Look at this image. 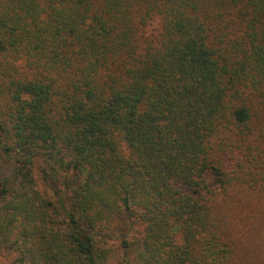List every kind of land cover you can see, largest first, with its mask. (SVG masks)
<instances>
[{
  "label": "trees",
  "instance_id": "trees-1",
  "mask_svg": "<svg viewBox=\"0 0 264 264\" xmlns=\"http://www.w3.org/2000/svg\"><path fill=\"white\" fill-rule=\"evenodd\" d=\"M208 171L264 190V0H0V264H238Z\"/></svg>",
  "mask_w": 264,
  "mask_h": 264
},
{
  "label": "rangeland",
  "instance_id": "rangeland-1",
  "mask_svg": "<svg viewBox=\"0 0 264 264\" xmlns=\"http://www.w3.org/2000/svg\"><path fill=\"white\" fill-rule=\"evenodd\" d=\"M137 35L141 47L145 39L160 30V18L155 16ZM40 177V173L37 172ZM208 188L214 193V208L224 218L238 264H264V190L234 187L222 193L210 171L205 174ZM139 228L126 218L116 226L118 236L130 237Z\"/></svg>",
  "mask_w": 264,
  "mask_h": 264
}]
</instances>
